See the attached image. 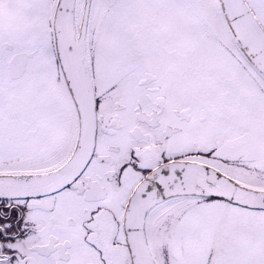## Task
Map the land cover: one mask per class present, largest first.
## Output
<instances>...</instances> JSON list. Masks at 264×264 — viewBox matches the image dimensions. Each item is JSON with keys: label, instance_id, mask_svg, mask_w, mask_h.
Masks as SVG:
<instances>
[{"label": "snow or ice", "instance_id": "snow-or-ice-1", "mask_svg": "<svg viewBox=\"0 0 264 264\" xmlns=\"http://www.w3.org/2000/svg\"><path fill=\"white\" fill-rule=\"evenodd\" d=\"M0 264H264V0H0Z\"/></svg>", "mask_w": 264, "mask_h": 264}]
</instances>
